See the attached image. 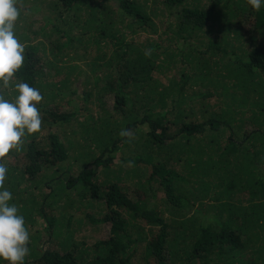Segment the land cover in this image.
I'll list each match as a JSON object with an SVG mask.
<instances>
[{
	"label": "trees",
	"instance_id": "1",
	"mask_svg": "<svg viewBox=\"0 0 264 264\" xmlns=\"http://www.w3.org/2000/svg\"><path fill=\"white\" fill-rule=\"evenodd\" d=\"M32 1L17 0L27 45L9 88L40 90L42 126L4 158L24 264H264V7ZM85 220L107 238L77 241Z\"/></svg>",
	"mask_w": 264,
	"mask_h": 264
},
{
	"label": "clouds",
	"instance_id": "2",
	"mask_svg": "<svg viewBox=\"0 0 264 264\" xmlns=\"http://www.w3.org/2000/svg\"><path fill=\"white\" fill-rule=\"evenodd\" d=\"M255 11L264 7V0H247ZM21 15L17 0H0V89L10 82L25 64V46L19 42L15 27ZM15 96L7 99L0 92V264H24L29 255L30 233L25 218L12 201V193L4 187L9 169L4 158L18 149L26 136L39 133L42 117L38 105L43 97L39 89L16 82ZM128 136L127 131L121 132Z\"/></svg>",
	"mask_w": 264,
	"mask_h": 264
},
{
	"label": "rangeland",
	"instance_id": "3",
	"mask_svg": "<svg viewBox=\"0 0 264 264\" xmlns=\"http://www.w3.org/2000/svg\"><path fill=\"white\" fill-rule=\"evenodd\" d=\"M142 2H143V4H145V5H148V6H151V8H154V10L156 11L157 9H159V5H156L157 3H153V4H149V3H147V0H141ZM150 2H152V0H149ZM156 2V1H155ZM29 4H33V1L32 0H29ZM29 4H28V6H29ZM30 6H32V5H30ZM50 7H48L47 5H43V7L39 10V11H37V12H35V10H33V12L31 13H28V17H27V21H31V20H33V23L34 24H36V26L38 25L39 26V20H41L42 18H43V16L44 15H47V14H49V13H51L52 11L49 9ZM246 8H249V5L247 4L246 5ZM227 9V10H226ZM224 11L225 12H227V11H229L228 9L229 8H226ZM250 9V8H249ZM159 10H162V8H160ZM151 11V10H150ZM160 14H161V12H160ZM245 21V20H244ZM246 24V23H245ZM18 25H21L20 23H18ZM254 25V23H253V20H251L250 22H247V27L248 28H250L251 26H253ZM23 27L24 26H21L19 29H18V31L17 30H15V34H17L19 37H20V35H24V34H26L27 33V31H24L25 29H23ZM36 29H37V27H36ZM252 36V35H251ZM251 36H248L249 37V40H250V37ZM30 37H32V35H31V33H30ZM18 38V37H17ZM21 40V39H20ZM19 40V41H20ZM49 41V38H44V37H41V36H37V37H35V39L33 38V40H32V43H43V44H45V45H48V42ZM176 41L177 42H180V41H178L177 39H176ZM208 41V38L207 39H205L204 41L202 40V42L201 43H199V46L201 45H204L206 42ZM31 43V44H32ZM23 45H27V42H24L23 43ZM206 45V44H205ZM76 84H74V86H75ZM11 86V82H10V85H9V87ZM73 86V87H74ZM9 87H7V88H4V89H0V92H2L4 95H5V97L7 98V99H12V98H14V94L12 93L13 92V90H11V88H9ZM217 93H219V92H217ZM65 96H67V94L65 95ZM216 96V95H215ZM95 100H92V103H94L95 104V102H94ZM253 101V100H252ZM103 103H106L105 104V106H106V109H111V107L113 106V103L110 101V97H104L103 98ZM208 107H209V109L212 111V110H214V111H217V112H219V108H218V106L219 107H222V106H224V105H226L227 104V101H225V100H223V99H221V98H219V100H217V99H215V97L213 98V97H211V99L208 101ZM202 110V111H204V110H206L207 109V106H202V107H200V108H198V107H193V110H195V111H199V110ZM100 110H101V108L98 106V105H94V107H93V117H95V115H98V113L100 112ZM195 116H197V113H196V115ZM198 117V116H197ZM73 122V121H72ZM73 124H75L74 122H73ZM76 125V124H75ZM70 126H72V124H69V125H63L61 128H65V129H68ZM62 208H58L57 210H55V213L56 214H60L59 212H60V210H61ZM99 211V210H98ZM90 212H93V213H96L97 212V208H93ZM86 213H88V210H86ZM86 222V223H85ZM28 228V227H27ZM35 230V228H32V231H34ZM107 234H108V232H107V228L104 226V225H99V226H96V225H92V223L90 224V223H88L86 220L84 221V223H83V225L81 226V227H79V228H77V230L75 231V238H76V240L77 241H84V243H86L87 245H91V244H94V243H96L97 241H99V240H101V239H106L107 238ZM54 242L55 241H53V242H51L50 243V246H52V245H54Z\"/></svg>",
	"mask_w": 264,
	"mask_h": 264
}]
</instances>
